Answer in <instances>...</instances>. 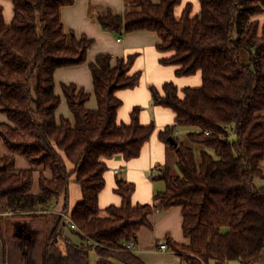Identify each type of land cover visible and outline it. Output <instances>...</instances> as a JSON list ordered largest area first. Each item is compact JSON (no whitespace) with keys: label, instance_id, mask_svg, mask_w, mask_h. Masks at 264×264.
I'll return each mask as SVG.
<instances>
[{"label":"trees","instance_id":"trees-1","mask_svg":"<svg viewBox=\"0 0 264 264\" xmlns=\"http://www.w3.org/2000/svg\"><path fill=\"white\" fill-rule=\"evenodd\" d=\"M123 16L111 8L89 7V18L119 38L156 33L157 50L179 78L201 75L200 88L180 91L175 83L151 88L153 103L173 110L172 126L158 135L176 154L178 173L161 168L155 181L166 184L153 204L135 205L136 185L117 180L120 206L100 217L108 161L141 157L156 131L141 125L136 107L130 122L119 123L117 94L141 85L138 55H100L89 65L98 108L77 85L57 92L59 70L88 62L94 40L66 32L62 12L76 0H12L15 16L5 23L0 6V139L11 154L27 159L20 170L14 155L0 146V238L5 264H145L127 245L150 226V217L180 207L190 246L168 242L188 264H264V0H199L201 10L183 0H124ZM246 60V62H243ZM63 99L74 120L59 117ZM184 131L177 135L176 132ZM184 134V136H183ZM175 140L177 146L171 143ZM50 172L49 179L45 172ZM39 173L40 194L34 191ZM81 187V202L70 210V183ZM72 216L76 242L63 233L61 213ZM22 229L30 239L18 237Z\"/></svg>","mask_w":264,"mask_h":264},{"label":"crops","instance_id":"crops-1","mask_svg":"<svg viewBox=\"0 0 264 264\" xmlns=\"http://www.w3.org/2000/svg\"><path fill=\"white\" fill-rule=\"evenodd\" d=\"M159 1L152 0L155 4H158ZM187 4H191L194 7L193 15H198L201 10L199 0H183V3L176 10L177 18L183 15ZM94 5L111 8L119 16H123L126 10L124 0H76L74 6L63 9L62 23L65 26V31L73 32L78 39L86 36L94 40L95 43L88 53L89 57L86 64L62 69L56 73V92L63 98L62 86L75 84L91 95L87 108L95 111L98 108V101L94 96V84L92 83L89 65L94 63L100 55H112L114 65L117 64L119 58L138 55L139 58L135 65V70L143 71L141 85L134 90H126L117 94V97L123 103L118 111V121L127 125L130 122L132 110L138 107L142 111L140 116L141 125H149L153 122L156 126V131L150 141L143 147L140 158L127 162L122 156L116 155L112 160L108 161L109 170L105 175L106 188L100 194L99 206L101 211L105 212L108 207L122 204V200L115 192L118 179L136 185V191L132 197L135 205L153 204L155 195L159 194V192H164L166 189L164 188L166 186L164 182L155 181L154 179L158 177L161 168L169 166L171 157L167 153L165 144L159 140L158 135L161 131L174 124L176 115L173 110L154 105L151 88L161 90L165 84L173 82L180 91L186 87L197 89L201 87L203 80L201 75L179 78L176 76V67L163 66L161 59L168 57V55L158 52L157 44L160 43V39L156 33L139 32V34H125L119 38L113 33L104 32L98 24L92 23L89 18V7ZM0 6L3 7L6 25L11 24L15 16L12 0H0ZM254 20H259L261 24H264V14L257 16ZM119 39H122V42H118ZM57 114L59 117L63 116L71 121L74 120L65 99H63L62 106ZM8 122V117L0 114V123L5 124ZM0 146L3 155L15 156L18 169L26 170L30 168L27 159L19 155L10 154L1 140ZM116 171H119V173ZM45 173L49 179L52 177L50 172L47 171ZM39 177V173L35 174L33 193L36 195L40 194V188H35ZM70 187L71 210L81 202L82 195L81 187L75 183V177L71 179ZM64 203V198H61L58 204L53 207L52 212H63ZM183 220V213L180 207L154 213L150 217V226L140 231L132 252L145 264H188L186 259L175 254L168 244V242H173L181 246H190V242L184 236ZM162 245H167L168 250L162 251ZM4 253L5 249L0 238V264H5ZM89 260L90 264H98L99 261L95 253L90 254ZM117 264L122 263L119 262Z\"/></svg>","mask_w":264,"mask_h":264},{"label":"built area","instance_id":"built-area-1","mask_svg":"<svg viewBox=\"0 0 264 264\" xmlns=\"http://www.w3.org/2000/svg\"><path fill=\"white\" fill-rule=\"evenodd\" d=\"M118 42H122V39H119ZM177 135H179V132H176ZM117 173H119V171H116ZM155 173V171H154ZM62 214V212H60ZM62 217H64L63 220V227L69 229L70 231H75V232H79V228L78 226L74 223L72 216H70L69 214H62ZM135 242L132 240L130 243H128L127 245V250L128 251H132L135 248ZM161 250L162 251H167L168 247L167 245H162L161 246Z\"/></svg>","mask_w":264,"mask_h":264},{"label":"rangeland","instance_id":"rangeland-1","mask_svg":"<svg viewBox=\"0 0 264 264\" xmlns=\"http://www.w3.org/2000/svg\"><path fill=\"white\" fill-rule=\"evenodd\" d=\"M243 62H246V60H244ZM62 88H63V86H62ZM62 97H63V96H62ZM183 136H184V134H183ZM0 140H1V139H0ZM176 162H177L176 154L172 153V155H171V157H170V163H169V166H170V169H172V171L178 173L179 171H178V169H177V164H176ZM263 184H264V182H260V181L257 182V185L262 186ZM35 188H38V181H36ZM164 188H166V186H164ZM99 216H100V217H107V215H106V213H105L104 211H101V213L99 214ZM63 233H64V235H66V236H68V237H70V238H73V237H74V236H73V235H74L73 232L70 231V230L67 229V228H64V229H63ZM73 239H74L76 242L79 241L78 238H76V237H74ZM93 254H94V253H93ZM210 264H213V263H210Z\"/></svg>","mask_w":264,"mask_h":264},{"label":"water","instance_id":"water-1","mask_svg":"<svg viewBox=\"0 0 264 264\" xmlns=\"http://www.w3.org/2000/svg\"><path fill=\"white\" fill-rule=\"evenodd\" d=\"M170 140H171L172 144H175V146H177L175 140H173V139H170ZM17 236L20 237V238L25 237L27 240L30 239V236L29 235H25V233L23 232V230L21 228L18 229Z\"/></svg>","mask_w":264,"mask_h":264}]
</instances>
